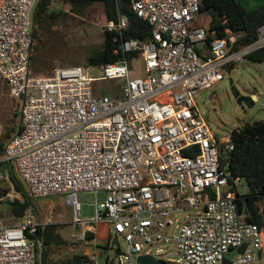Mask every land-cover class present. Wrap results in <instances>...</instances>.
<instances>
[{
  "label": "built area",
  "instance_id": "2783aa9c",
  "mask_svg": "<svg viewBox=\"0 0 264 264\" xmlns=\"http://www.w3.org/2000/svg\"><path fill=\"white\" fill-rule=\"evenodd\" d=\"M39 2L0 0V82L21 104V131L0 157V207L22 200L1 168L11 164L31 198H64L78 240L94 243L88 234L107 224L109 236L128 245L131 264L161 241L172 243L186 264H264V227L241 209L244 180L229 169L231 136L218 140L196 102L225 79L224 71L264 49V25L255 42L237 50L240 35L227 30L202 55L209 31L194 24L202 0H130L151 28L149 39H126L129 21L118 14L106 30L119 42L120 61L34 77L31 16ZM131 53L139 55L142 74L134 75ZM114 81L121 85L112 96L96 85ZM83 192L107 194L92 222L81 218ZM190 209L197 214L184 217ZM49 225L32 207L14 224L0 217V264H36ZM97 259L92 255L90 264Z\"/></svg>",
  "mask_w": 264,
  "mask_h": 264
},
{
  "label": "rangeland",
  "instance_id": "374dc122",
  "mask_svg": "<svg viewBox=\"0 0 264 264\" xmlns=\"http://www.w3.org/2000/svg\"><path fill=\"white\" fill-rule=\"evenodd\" d=\"M246 10H254L264 4V0H236ZM49 14L54 11H63L65 14L54 18L46 29L36 26L38 39L33 52L32 76L43 77L52 74L56 68L88 67V58L100 51L103 46V33L106 30V11L103 4L95 3L82 8L81 12L72 10L64 0H52ZM211 20L209 13H203L194 23H207ZM33 21V12L31 16ZM135 71L140 73L142 61L136 59L131 62ZM97 75L98 71H94ZM225 79L212 90H206L197 97V105L202 117L207 121L218 140H223L232 135L236 129L246 124L264 120V63L256 64L246 61L243 65H235L230 71H224ZM104 94L116 95L121 82H104ZM239 96H237V94ZM242 98V103L239 99ZM0 100L4 102L0 107L3 116V129L0 142L7 144L9 139L6 133H11L16 127L21 126V119H15L14 110H18V100L8 95L6 84L0 82ZM18 113V111H17ZM239 194L249 193L245 181L239 187ZM107 198L105 192H83L80 195L81 218L83 222H92L96 216V207L104 204ZM36 216L41 221H47L52 226L51 246L47 248L49 264H67L75 255L87 257L85 264H90V257L98 256V264H131L128 258V245L114 235L86 243L78 240L79 228L72 224V209L66 206L64 198L53 196L36 199ZM8 205L0 207V216L7 224H14L10 213L6 214ZM264 210V199L260 204ZM198 210H187L185 215L191 217ZM184 220V219H183ZM49 225V226H50ZM95 225V224H93ZM119 249V254H117ZM143 254H150L156 260L167 264H186L184 256L178 252L170 242H156L146 246ZM264 262V256H262ZM41 264V258L37 262Z\"/></svg>",
  "mask_w": 264,
  "mask_h": 264
},
{
  "label": "trees",
  "instance_id": "16d2710c",
  "mask_svg": "<svg viewBox=\"0 0 264 264\" xmlns=\"http://www.w3.org/2000/svg\"><path fill=\"white\" fill-rule=\"evenodd\" d=\"M66 4L77 12H81L82 8L93 5L95 3L103 4L106 11V22L116 20L118 14L124 15L129 21L128 30L125 32L126 39L147 40L151 37V28L149 24L138 18L130 8V0H64ZM52 0H40L33 12V38L34 44L30 55V68L32 72L33 52L36 48V40L38 33L36 26L46 29L51 25L55 17L62 16L63 11H54L49 14V7ZM202 12L211 15L209 30L211 35L207 41V45L214 39H222L227 36V30L234 34L240 35L234 50L241 45H248L256 41L257 29L264 25V4L254 10H246L236 0H202ZM47 26V27H48ZM213 33V34H212ZM102 49L88 58V64L91 67H102L120 61L123 58L119 49V42L115 41V35L107 30L103 33ZM200 53V52H199ZM129 62L139 58L138 54H127ZM248 60L261 64L264 63V49L252 53ZM7 87V86H6ZM8 88V87H7ZM104 93V91H103ZM239 96L238 93H236ZM0 107L4 102L0 100ZM18 110H14L15 119L20 118L21 104L17 103ZM18 111V113H17ZM3 116L0 114V124L3 123ZM2 125V124H1ZM21 131L20 127H14L11 133H6L5 137L9 141ZM231 141L234 150L230 153L229 169L235 176L241 177L247 184L249 193L240 195L244 198L239 201V205L245 208L251 215V221L264 227V210L261 211L260 204L264 199V120L253 124H246L242 128L232 132ZM8 144V143H7ZM7 144L0 142V157L3 156ZM2 169L6 170L11 183L16 191L21 195L22 200H15L8 203L6 214L10 213L11 218L15 221L21 220L26 211L32 207L36 213L35 200L28 195V188L19 177L16 168L11 164H3ZM1 217V216H0ZM51 230L52 226H48L44 232L45 246L43 251L51 246ZM88 240L95 239L94 233H89ZM117 249V254H119ZM87 257L75 255L67 264H85ZM37 264V263H36Z\"/></svg>",
  "mask_w": 264,
  "mask_h": 264
},
{
  "label": "crops",
  "instance_id": "0c3cea01",
  "mask_svg": "<svg viewBox=\"0 0 264 264\" xmlns=\"http://www.w3.org/2000/svg\"><path fill=\"white\" fill-rule=\"evenodd\" d=\"M203 13H207V12H202L201 14H203ZM199 16L197 17L196 21L199 19ZM210 17H211V15H210ZM210 21L211 20L209 18V20H208V22L206 24L205 23H202V22L201 23H198V26H202V27L206 28L207 31H209V37L211 35V32L209 30ZM199 52L202 55H208L209 54V46L207 44H202L199 47ZM109 229H110V227L107 224H104V223H100V224L96 225L95 227H93L94 234H95V241L96 240H102L104 238L110 237L109 236Z\"/></svg>",
  "mask_w": 264,
  "mask_h": 264
},
{
  "label": "water",
  "instance_id": "95a60500",
  "mask_svg": "<svg viewBox=\"0 0 264 264\" xmlns=\"http://www.w3.org/2000/svg\"><path fill=\"white\" fill-rule=\"evenodd\" d=\"M239 103H242V98L239 99ZM234 256V254L230 255V259ZM41 264H49L47 260V253L43 251L41 254ZM137 264H167L164 261L156 260L151 255H141L137 258Z\"/></svg>",
  "mask_w": 264,
  "mask_h": 264
}]
</instances>
